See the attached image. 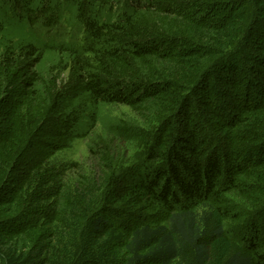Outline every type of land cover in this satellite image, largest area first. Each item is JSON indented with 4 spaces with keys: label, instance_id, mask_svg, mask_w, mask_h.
I'll return each instance as SVG.
<instances>
[{
    "label": "trees",
    "instance_id": "1",
    "mask_svg": "<svg viewBox=\"0 0 264 264\" xmlns=\"http://www.w3.org/2000/svg\"><path fill=\"white\" fill-rule=\"evenodd\" d=\"M47 1L0 0V264H264V0ZM63 5L65 82L8 20Z\"/></svg>",
    "mask_w": 264,
    "mask_h": 264
},
{
    "label": "rangeland",
    "instance_id": "2",
    "mask_svg": "<svg viewBox=\"0 0 264 264\" xmlns=\"http://www.w3.org/2000/svg\"><path fill=\"white\" fill-rule=\"evenodd\" d=\"M61 1V0H59ZM118 2V4H117ZM139 1H130V0H113L111 2L112 16H121L126 10L130 9L131 6H134ZM49 0L47 1V5ZM60 3V2H59ZM86 8V7H85ZM83 8V12H86V9ZM105 9V7H104ZM7 6L6 8H0V15H7ZM44 13V14H43ZM9 15V13H8ZM9 26L13 29V39L19 37H26L27 35L34 39V41L41 46L43 49V61L42 69H49L52 67L54 71H59L58 78L63 82L67 81L69 72L67 69L62 70L64 63L68 61V52L70 49L78 47L82 41L85 39V33L83 32V26L80 25L76 18V11L70 5L57 6V8L49 12L33 13L31 20L26 22H17L14 17L9 16ZM6 21L3 20V23ZM35 35L32 31H35L37 36L32 37L29 35L30 32ZM18 29V30H17ZM15 30V31H14ZM29 34H28V33ZM40 34H39V33ZM124 116V120H128L129 111L124 107H105L101 106L97 110V121L93 132L85 138L75 139L70 148L63 149L55 153L50 159L51 162L55 163H68V162H78L79 165H82L84 170L90 171L89 167L94 165L93 156L89 154L88 146L90 141L100 136H105V124H109L116 119H121ZM131 117V116H130ZM88 126L87 122H84L82 126L83 132ZM81 128V127H80ZM88 132V131H87ZM85 132V133H87ZM127 144H129L127 146ZM125 143V146L129 149V154L135 152V144L129 142ZM124 146V149H126ZM129 155L128 157H130ZM215 258L216 260L221 259L224 255V248L219 245L215 247Z\"/></svg>",
    "mask_w": 264,
    "mask_h": 264
}]
</instances>
